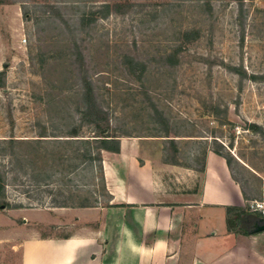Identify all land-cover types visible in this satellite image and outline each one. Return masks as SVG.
Instances as JSON below:
<instances>
[{"label": "rangeland", "instance_id": "obj_1", "mask_svg": "<svg viewBox=\"0 0 264 264\" xmlns=\"http://www.w3.org/2000/svg\"><path fill=\"white\" fill-rule=\"evenodd\" d=\"M104 4L131 7L104 19ZM190 31L200 33L184 44ZM84 78L95 81L112 133L162 187L201 191L207 154L223 152L248 199L230 227L244 232L243 215L263 224L264 0H0V140L67 139L51 136L82 125ZM89 148L19 146L27 171L16 185L11 157L0 153L11 182V206L0 209V264H22L29 237L72 231L38 222L52 220L56 203L110 204L104 158L124 168L116 155L104 152L103 163L79 155Z\"/></svg>", "mask_w": 264, "mask_h": 264}, {"label": "crops", "instance_id": "obj_2", "mask_svg": "<svg viewBox=\"0 0 264 264\" xmlns=\"http://www.w3.org/2000/svg\"><path fill=\"white\" fill-rule=\"evenodd\" d=\"M129 144L121 139L119 154L105 152L124 168L122 175L104 158L110 204L37 220L73 229L25 239L22 264H264V230L230 229V215L247 201L225 158L207 154L201 191L174 192L138 164Z\"/></svg>", "mask_w": 264, "mask_h": 264}, {"label": "trees", "instance_id": "obj_3", "mask_svg": "<svg viewBox=\"0 0 264 264\" xmlns=\"http://www.w3.org/2000/svg\"><path fill=\"white\" fill-rule=\"evenodd\" d=\"M125 7H131L130 4H104L101 7V12L99 13L100 18H107L112 13H121V9ZM199 31H190L186 34V39L184 40V44H189L192 41H195L198 38ZM189 36L193 37L192 39ZM95 81L92 79L84 78L81 82V88L83 89V98L86 101V109L83 112L82 116V127L74 126L70 131L66 132L64 136H56L53 135L51 137H64L67 139H56V140H43V139H33V140H16L15 138H11L8 140H0V153L4 155L7 154L11 158V179L12 184H17V181L22 177V172L26 174L27 167L23 166L24 160L23 157L16 152V149L21 145L27 144H36L41 145L45 141H64L67 143H76V144H85L89 146V149H79V155H82L88 161H98L103 163L102 155L104 152H110L114 154H119L121 152V137L115 135L111 131V124L108 118V112L104 108L101 103L99 94L94 91ZM1 88V86H0ZM90 89V90H89ZM89 90V92H88ZM89 99V102H88ZM87 127L90 129V136L87 139H83L82 136V128ZM251 128H258L257 125L253 124L250 126ZM55 133V132H54ZM38 137H49V136H38ZM31 141V142H30ZM174 141V140H173ZM4 146V147H3ZM215 154L226 159L229 167V157L227 154H224L220 151H214ZM103 171V167H102ZM104 177V173H103ZM7 172L0 169V209L3 207H10L11 204L7 200V189L9 186L10 180ZM245 200L246 195L243 193ZM19 208L16 206L15 208ZM55 208H65L66 206L62 203H56ZM81 208H86L82 206ZM258 217H254L253 215H248L240 218V224L243 226L244 232L249 233L251 230L255 229L257 226ZM231 230H234L230 227Z\"/></svg>", "mask_w": 264, "mask_h": 264}, {"label": "water", "instance_id": "obj_4", "mask_svg": "<svg viewBox=\"0 0 264 264\" xmlns=\"http://www.w3.org/2000/svg\"><path fill=\"white\" fill-rule=\"evenodd\" d=\"M261 221L263 222V224H261V225L258 224L256 226V228H255L256 229L255 230L256 232H260V231H263L264 230V221L263 220H261Z\"/></svg>", "mask_w": 264, "mask_h": 264}]
</instances>
